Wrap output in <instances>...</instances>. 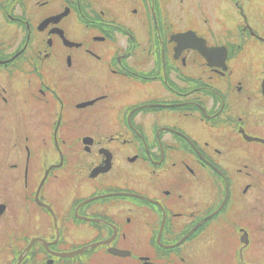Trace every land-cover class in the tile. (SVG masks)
<instances>
[{"label":"flooded vegetation","instance_id":"flooded-vegetation-1","mask_svg":"<svg viewBox=\"0 0 264 264\" xmlns=\"http://www.w3.org/2000/svg\"><path fill=\"white\" fill-rule=\"evenodd\" d=\"M0 264H264V0H0Z\"/></svg>","mask_w":264,"mask_h":264}]
</instances>
